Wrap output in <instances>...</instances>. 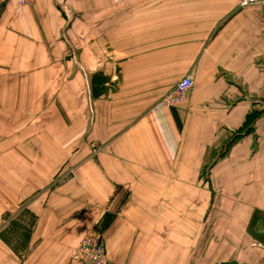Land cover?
<instances>
[{
  "label": "crops",
  "instance_id": "1",
  "mask_svg": "<svg viewBox=\"0 0 264 264\" xmlns=\"http://www.w3.org/2000/svg\"><path fill=\"white\" fill-rule=\"evenodd\" d=\"M262 52L264 4L0 0V264L90 228L108 264H264Z\"/></svg>",
  "mask_w": 264,
  "mask_h": 264
},
{
  "label": "built area",
  "instance_id": "2",
  "mask_svg": "<svg viewBox=\"0 0 264 264\" xmlns=\"http://www.w3.org/2000/svg\"><path fill=\"white\" fill-rule=\"evenodd\" d=\"M35 0H16L18 6H29ZM239 6H254L264 4V0H237ZM264 57V52L261 53ZM190 76L183 77L172 90L167 93L161 103L165 107H174L184 102L187 93L192 88ZM72 259L77 264H108L104 246L99 235L92 229H88L81 237L78 244L70 252Z\"/></svg>",
  "mask_w": 264,
  "mask_h": 264
},
{
  "label": "trees",
  "instance_id": "3",
  "mask_svg": "<svg viewBox=\"0 0 264 264\" xmlns=\"http://www.w3.org/2000/svg\"><path fill=\"white\" fill-rule=\"evenodd\" d=\"M248 121H249V119H248ZM75 261V260H74ZM75 263H76V261H75ZM77 264V263H76Z\"/></svg>",
  "mask_w": 264,
  "mask_h": 264
},
{
  "label": "rangeland",
  "instance_id": "4",
  "mask_svg": "<svg viewBox=\"0 0 264 264\" xmlns=\"http://www.w3.org/2000/svg\"><path fill=\"white\" fill-rule=\"evenodd\" d=\"M75 248V247H74ZM107 256V255H106ZM107 259H108V257H107Z\"/></svg>",
  "mask_w": 264,
  "mask_h": 264
}]
</instances>
